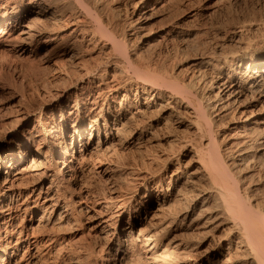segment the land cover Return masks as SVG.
<instances>
[{"label":"bare ground","instance_id":"obj_1","mask_svg":"<svg viewBox=\"0 0 264 264\" xmlns=\"http://www.w3.org/2000/svg\"><path fill=\"white\" fill-rule=\"evenodd\" d=\"M127 1L132 32L165 8L164 0ZM107 4L0 0V48L19 57L47 49L60 64L48 102L38 110L20 102L4 126L0 264H264V49L245 39L251 26L225 34L211 54L187 44L155 60L126 52L130 33L106 24ZM118 51L135 79L126 64L105 60ZM207 75L212 95L195 94ZM184 130L192 140L180 141ZM127 143L156 149L134 167L122 164L105 190L115 168L99 155ZM176 146L194 163L174 167ZM172 230L185 240L170 238Z\"/></svg>","mask_w":264,"mask_h":264},{"label":"rangeland","instance_id":"obj_2","mask_svg":"<svg viewBox=\"0 0 264 264\" xmlns=\"http://www.w3.org/2000/svg\"><path fill=\"white\" fill-rule=\"evenodd\" d=\"M105 2L108 3L107 5L109 6L105 7V9H103L104 11L102 10L103 18L106 24H108L107 22H112L111 26H114L115 28L118 27L117 30L119 32H117V36H120L122 34L121 30L123 29H126L124 31H127V33L128 32L130 33L129 34L130 39L128 40L129 42L127 43L128 49L126 52L129 51L128 53H131V54H135V55L140 54V56L143 55L145 57L147 55L152 56V57L154 56L155 58L154 57L153 58L155 60H159L160 58H161L160 60L168 59L170 56H173L178 50L182 48L185 49L187 44H188L187 47L193 46L192 49H195L197 47V49H195L196 52L194 51V55L196 54L201 55L202 53L211 54L213 51H216L219 49V46L223 42L222 37L225 34H227L228 32H229L228 34H230L231 31L239 29V27H241L242 25H246L247 27L251 26L250 31L244 32L245 39L259 44L262 47V49H264V46H263L264 45V35H263L264 34V0H179V1L178 0H164L162 4L164 3L163 6H165V8L158 7V11L155 15V18L147 22L141 29H137V31H133V32L132 30L129 31L128 26H127L128 21L130 23V20L132 19L131 17L132 8L127 7V4L129 1L127 0H110V1L105 0ZM116 12L119 17L117 16ZM168 14L170 16H167ZM107 15L109 16V18ZM111 17H113L114 20ZM176 22L177 24L178 22L179 24L181 23L180 27L182 26L181 27L182 30L179 33L167 34L166 32L168 31V29H170L173 26V24H175ZM118 33L120 35H118ZM163 36L165 37L162 38ZM173 40H176V41H173ZM231 44L230 43L226 44L227 45L226 49L228 51L232 49H237V47L233 43ZM46 50L47 49L41 50L35 56L31 55L28 57L26 56L19 57L10 50H2L0 48V108L4 106L5 107L10 106L6 110L4 109L2 112H0V140H5V138L8 137L6 134V131L8 130V128H5V127L9 126L10 128L9 123L11 124V121L16 118V112H13L14 110L12 109H15V107H17L18 104H20V102L22 104L28 105L29 107L33 109L36 108L38 110L40 106L48 102V99H50L49 97L52 91L51 89L52 85L53 84L55 85L56 83V82H53L52 76L55 70L60 67V64L58 62L57 63L55 62L56 57L54 55H45ZM119 53L120 52L118 51L107 57L105 56L104 58L110 64L114 63L115 61H121L122 65L126 64V59L121 55V53L120 54ZM159 54L162 55V57L158 56ZM108 57L109 59H106ZM105 60H104L103 67H105L106 65ZM178 60H180V58ZM184 63L186 64V60L184 61ZM126 68H127L126 74L128 73L126 77L129 76L130 78V75H132V77L135 79L136 76L134 75L132 69L128 66ZM128 69L131 71H129ZM192 73H194V70L193 69L191 70L189 68L188 71L184 73V76H185L184 79L188 80L189 77L193 75ZM207 77L210 78L207 75L203 78L198 77L195 80L196 81L195 85L192 88L193 89L192 91L195 94L200 95L201 92L203 93V91L207 95L211 94V91H212L211 89L206 88V90L205 89L203 90V86L207 82L206 79H208ZM133 94H134V91L131 93V98L134 97ZM33 123L34 122H32L31 124L24 125L22 129L31 128ZM11 126L13 127L15 125H11ZM184 131H185V134H182V132L184 133ZM184 131H181L180 132L181 134L180 133L178 134L180 141L181 140L189 141L190 139L192 140L193 134L190 132L188 133L186 130ZM161 134H162V131H161ZM161 136L162 135L156 138L157 141L159 139L162 140L163 136L162 137ZM7 145L8 144L6 143L5 146ZM144 145L139 149L141 152L138 149H136L133 145L128 146V143H127L124 146H121V145L117 146V149L115 147V149L118 152L111 151L108 154L99 155V159L102 164L107 165V164L112 163L113 161L112 166H114V168L116 169V170L114 169L112 172V174L113 173L115 174V175L113 174L114 175L113 178L112 177L107 178L106 176L104 177V179H108V182L107 181L105 182L103 179L105 184L104 182H101L100 183L101 187H104V189L106 190L108 187L112 185V182L116 183L117 180L119 182L120 178L118 176L121 175L122 172L125 170V169L123 170V168L121 167L122 164L123 165L125 164L128 167L130 166L134 167L136 166L135 165L136 160L137 162L139 161V163L140 162L142 163V161L146 159L147 157L146 154L148 152H151V150H153L151 152L152 154L155 152L156 148L153 149L152 147H150L149 149L147 148V145L146 146ZM126 146L128 147L126 148ZM145 149L146 150L149 149V151H146ZM175 150H177L176 153H177L178 161L177 160L174 161V167L178 166V163L183 164L185 166V164H187V162L192 159V154H189V153L184 154L183 151H180L181 150L180 146H178V148L176 146ZM118 158H121L120 163H119ZM124 159H126V161ZM192 162L194 163L193 160L190 161V163ZM116 165H119V167L121 168L119 167L116 168L115 167ZM138 184L139 183H137V185ZM106 193L109 194V191L107 190ZM156 207H157V204H156ZM156 207L154 209H156ZM39 215H41V212H38V214H36V218ZM142 215L143 216L145 215L144 211L142 212ZM142 215L141 217H143ZM127 217H128V213L126 214V218ZM174 236L179 241L185 240L180 235L179 232L172 230L170 238ZM194 239L195 241L193 240L192 243L199 241L197 240V238H194ZM189 241H192V240H189ZM210 243H213L212 238L205 240V242L203 243V248L209 247ZM179 255L180 256L173 255L171 257H168V260L170 259L169 262L173 263L174 261H176V258L179 259V257L183 256L182 254H179ZM190 262L191 261L182 262L181 264H189ZM107 263L113 264L111 261H107Z\"/></svg>","mask_w":264,"mask_h":264}]
</instances>
